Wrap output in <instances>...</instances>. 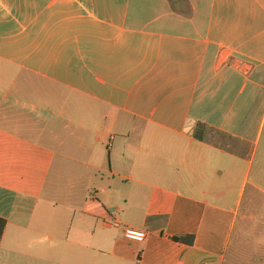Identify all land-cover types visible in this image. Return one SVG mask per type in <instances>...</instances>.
<instances>
[{"label":"crops","instance_id":"0c3cea01","mask_svg":"<svg viewBox=\"0 0 264 264\" xmlns=\"http://www.w3.org/2000/svg\"><path fill=\"white\" fill-rule=\"evenodd\" d=\"M0 102V264H224L264 196V0H0Z\"/></svg>","mask_w":264,"mask_h":264},{"label":"rangeland","instance_id":"374dc122","mask_svg":"<svg viewBox=\"0 0 264 264\" xmlns=\"http://www.w3.org/2000/svg\"><path fill=\"white\" fill-rule=\"evenodd\" d=\"M29 81L26 83V79L20 76L17 78L15 88H21L23 84L21 94L26 101H34L37 92L35 87L38 83L34 79ZM251 200L252 204L246 217L239 219L236 224L224 264H264V196L254 192ZM246 206L244 202L242 209Z\"/></svg>","mask_w":264,"mask_h":264},{"label":"built area","instance_id":"2783aa9c","mask_svg":"<svg viewBox=\"0 0 264 264\" xmlns=\"http://www.w3.org/2000/svg\"><path fill=\"white\" fill-rule=\"evenodd\" d=\"M123 236L129 240L142 242L146 237V232L132 227H124L122 230Z\"/></svg>","mask_w":264,"mask_h":264},{"label":"trees","instance_id":"16d2710c","mask_svg":"<svg viewBox=\"0 0 264 264\" xmlns=\"http://www.w3.org/2000/svg\"><path fill=\"white\" fill-rule=\"evenodd\" d=\"M4 225H5V220L0 218V235H1V232H2ZM174 239L180 241L181 243L189 245L193 241V236L192 235H184V236H180V237H175Z\"/></svg>","mask_w":264,"mask_h":264}]
</instances>
